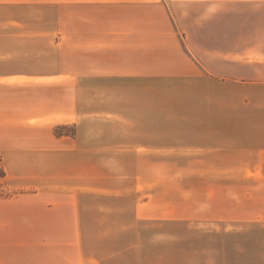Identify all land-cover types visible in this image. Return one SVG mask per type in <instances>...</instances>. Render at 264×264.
I'll return each mask as SVG.
<instances>
[{"label": "crops", "instance_id": "obj_1", "mask_svg": "<svg viewBox=\"0 0 264 264\" xmlns=\"http://www.w3.org/2000/svg\"><path fill=\"white\" fill-rule=\"evenodd\" d=\"M0 264H264V0H0Z\"/></svg>", "mask_w": 264, "mask_h": 264}, {"label": "trees", "instance_id": "obj_2", "mask_svg": "<svg viewBox=\"0 0 264 264\" xmlns=\"http://www.w3.org/2000/svg\"><path fill=\"white\" fill-rule=\"evenodd\" d=\"M1 176H3V171H2V169H1V167H0V177Z\"/></svg>", "mask_w": 264, "mask_h": 264}]
</instances>
